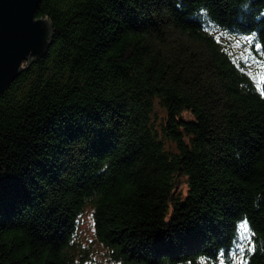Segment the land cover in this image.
<instances>
[{
    "label": "trees",
    "instance_id": "trees-1",
    "mask_svg": "<svg viewBox=\"0 0 264 264\" xmlns=\"http://www.w3.org/2000/svg\"><path fill=\"white\" fill-rule=\"evenodd\" d=\"M35 16L52 42L0 95V264H94L91 243L119 264H264V0Z\"/></svg>",
    "mask_w": 264,
    "mask_h": 264
},
{
    "label": "water",
    "instance_id": "water-1",
    "mask_svg": "<svg viewBox=\"0 0 264 264\" xmlns=\"http://www.w3.org/2000/svg\"><path fill=\"white\" fill-rule=\"evenodd\" d=\"M40 0H0V95L52 42L48 16H35Z\"/></svg>",
    "mask_w": 264,
    "mask_h": 264
},
{
    "label": "rangeland",
    "instance_id": "rangeland-1",
    "mask_svg": "<svg viewBox=\"0 0 264 264\" xmlns=\"http://www.w3.org/2000/svg\"><path fill=\"white\" fill-rule=\"evenodd\" d=\"M233 39V38H232ZM249 38L245 36H238L236 38V42L232 41V46L236 49V56H240V58L243 59V61L247 64L249 67H255V65L260 64L259 58L255 57L253 54L250 53V50L245 45V41L249 42ZM239 46L242 48L240 49ZM184 189V188H183ZM81 229H80V236H82V241L85 245L91 242V217L88 211L83 213L81 218ZM87 243V244H86ZM92 247H88L90 249V252L93 256V263L94 264H119V263H111L107 259V255L105 250L102 248L101 245H97L94 243H91ZM92 264V263H90Z\"/></svg>",
    "mask_w": 264,
    "mask_h": 264
},
{
    "label": "snow or ice",
    "instance_id": "snow-or-ice-1",
    "mask_svg": "<svg viewBox=\"0 0 264 264\" xmlns=\"http://www.w3.org/2000/svg\"><path fill=\"white\" fill-rule=\"evenodd\" d=\"M243 227L246 228V227H247V224L245 223V224L243 225Z\"/></svg>",
    "mask_w": 264,
    "mask_h": 264
}]
</instances>
